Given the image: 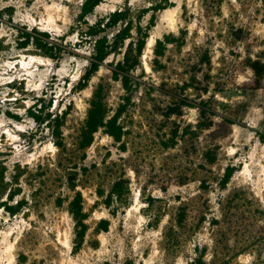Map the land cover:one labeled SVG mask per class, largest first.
Here are the masks:
<instances>
[{
    "label": "rangeland",
    "instance_id": "obj_1",
    "mask_svg": "<svg viewBox=\"0 0 264 264\" xmlns=\"http://www.w3.org/2000/svg\"><path fill=\"white\" fill-rule=\"evenodd\" d=\"M83 1L0 0V264H264V78L256 86L247 63L264 61V0H169L156 11L148 30L153 43L130 73L122 142L99 130L81 150L97 85H104L114 114L129 93L113 70L138 38L135 27L148 28L150 8L161 2L103 0L80 20ZM116 10H128L133 38L80 89L95 54L88 26ZM124 26L102 34L112 42ZM23 32L60 47L58 59L32 42L20 47ZM165 34L180 42L167 44L164 67L155 70L156 40ZM169 108L177 113L167 118ZM64 112L60 148L48 121ZM175 130L176 144L165 147ZM208 150L216 154L212 163ZM228 166L234 171L223 186ZM119 178L128 180V193L107 206ZM77 191L88 229L75 250L78 229L68 207ZM7 199L25 203L11 215L2 207ZM103 218L109 228L98 231Z\"/></svg>",
    "mask_w": 264,
    "mask_h": 264
},
{
    "label": "trees",
    "instance_id": "obj_2",
    "mask_svg": "<svg viewBox=\"0 0 264 264\" xmlns=\"http://www.w3.org/2000/svg\"><path fill=\"white\" fill-rule=\"evenodd\" d=\"M103 0H84L81 5V12L79 15L80 20H86L85 17L94 12L95 8L101 4ZM169 0H161V2L157 4H153L150 8L153 11V14L150 18V25L148 28L143 29V27L139 24L135 28L138 32V38L136 41L130 40L128 43L126 50L124 52L123 61L118 62L116 67L113 70L114 79L121 80L123 87L129 93L124 97L125 102L122 103L116 112L110 115V110L108 108V104L105 98V89L102 83H99L93 93V97L90 101V107L87 111V116L82 126L80 138L78 142V148L84 150L88 148L94 141L95 133L99 130H103L106 134L114 138L117 142H122V138L125 134L124 126L120 122V117L127 110L129 104L131 103V78L130 73L135 70L141 64V57L146 48L147 40L149 38L148 30L155 25V17L156 11L159 9H166L168 7ZM145 11V10H144ZM141 17V14L138 18ZM125 21V26L122 27L114 36L113 41L111 42L107 37L104 31L108 27H112L117 25L119 22ZM134 28L133 20L128 17V10H116L112 14H110L109 18L105 21L103 19L98 20L96 23L88 26L86 31V36L91 38H95V54L91 59V63L87 68L86 72L82 76L81 80L77 84L78 88L83 89L87 86L88 81L92 78V76L99 70L101 64H103L104 60L112 53L117 52L120 47H122L125 43V40L129 38H133L132 30ZM37 31V30H35ZM43 36H48L47 32H39V34ZM25 34L23 39L20 41L19 45L22 48L27 47L31 42L35 44L36 48L40 49L44 56L58 59L57 52L54 51L56 48L59 53L61 52L60 47L53 46L48 41H45L41 38V36H33L31 32H23ZM180 42V38H176L173 34H165L163 39L158 38L156 40V45L154 48V69L161 70L164 65L161 63L160 57L165 54V50L167 49V44ZM203 59L209 60L208 56H205ZM248 66L254 71L256 76V86L260 85V81L264 78V61L260 59L253 60L252 58L247 59ZM31 115L37 121H43L44 117L40 114L35 113L33 110H30ZM173 113L176 112V108H169L168 111L165 112L167 118H169ZM67 112L62 114H56L52 120L48 121V124L53 126V134L56 138L55 143L58 147L64 148L65 144L62 140V126L64 124V120ZM51 114H48L47 117H50ZM209 125V124H206ZM178 135V131H173L171 138L168 141L163 142L165 147H172L176 144V137ZM260 138L264 141V135H260ZM121 147L125 149V144L122 143ZM207 160L209 162H214L216 160V154L213 150H208L205 154ZM85 170L86 167L84 168ZM234 168L233 166H228L226 168L224 176L221 178L220 183L225 186L232 174ZM68 184L71 189L76 188L75 184V173L69 174ZM0 181L4 183L5 181V167H0ZM128 180L125 178H119L116 180L112 188L110 190L109 196L106 198L105 203L107 206H110L113 199L122 201L124 196L128 193ZM5 194L9 200H13L16 195L12 189L6 190ZM3 200L2 207L6 208L11 215L17 214L22 206L24 205V201H17L15 205H11L8 202ZM58 203H62V199L58 200ZM68 211L71 213L73 218L77 224V243L75 245V250L79 248V246L83 243L86 231L88 229L87 224L85 223L88 215L84 212L83 208V196L81 191H77L74 198L70 201ZM184 213L180 214L177 218V222L179 225L182 224L184 220ZM109 228V220L101 219L98 223L97 230H108ZM104 264H109V262H105Z\"/></svg>",
    "mask_w": 264,
    "mask_h": 264
},
{
    "label": "bare ground",
    "instance_id": "obj_3",
    "mask_svg": "<svg viewBox=\"0 0 264 264\" xmlns=\"http://www.w3.org/2000/svg\"><path fill=\"white\" fill-rule=\"evenodd\" d=\"M152 43H153V38L150 37V39L148 40V43H147V49H148V47H150L152 45Z\"/></svg>",
    "mask_w": 264,
    "mask_h": 264
}]
</instances>
